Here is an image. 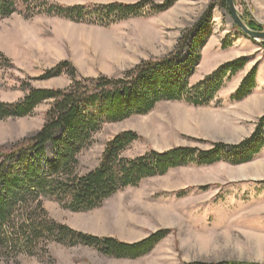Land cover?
<instances>
[{
    "label": "rangeland",
    "instance_id": "1",
    "mask_svg": "<svg viewBox=\"0 0 264 264\" xmlns=\"http://www.w3.org/2000/svg\"><path fill=\"white\" fill-rule=\"evenodd\" d=\"M46 1L71 6L140 0ZM234 5L247 27L252 22L264 31V0H234ZM201 18L208 22L210 36L205 47L197 50L200 60L190 85L235 58H247L250 67L246 63L228 79L215 101L206 107L164 101L146 115L104 124L92 136L90 146L78 155L76 172L84 174L94 169L106 143L125 131L139 136L124 152L127 158L150 149L208 150L218 142L236 145L252 134L261 116L245 117L243 106L236 105L231 97L253 68L255 84L256 73L264 74V47L235 29L218 0H173L172 7L164 12L146 13L106 28L45 15L25 19L16 13L1 19L0 54L7 64L0 66V103L21 101L30 89L68 88L71 78L66 74L41 78L63 61L76 69L78 79L122 77L141 61L175 52L184 36H194ZM190 46L189 39L179 61L190 56ZM50 104L42 103L25 118L0 119V151L7 152L33 139ZM44 154L40 164L46 170L55 162L56 152L47 144ZM41 200L48 219L75 232L124 243L141 241L157 231H164L166 237L148 255L136 260L109 258L90 247L45 241L39 242L31 254L22 250L0 254V264H264V146L246 165H189L146 179L137 187L119 191L92 212L64 210L47 196Z\"/></svg>",
    "mask_w": 264,
    "mask_h": 264
},
{
    "label": "trees",
    "instance_id": "2",
    "mask_svg": "<svg viewBox=\"0 0 264 264\" xmlns=\"http://www.w3.org/2000/svg\"><path fill=\"white\" fill-rule=\"evenodd\" d=\"M172 5L173 0L161 4L140 0L71 6L46 0H0V20L16 13L25 19L45 15L106 28L146 13L164 12ZM218 6L225 9V0H218ZM248 27L254 31L262 30L252 22ZM239 33L243 35L241 31ZM209 36L210 26L201 18L194 36H184L175 52L141 61L115 79L106 76L78 79L76 69L63 61L45 71L41 78L48 80L66 74L71 78L68 88L30 89L21 101L0 103L1 120L28 117L37 106L51 103L44 123L33 139L7 152L0 151L1 255L19 253L20 250L31 254L39 242L53 241L66 247H90L109 258L139 259L166 237L164 231L154 232L135 243L92 237L48 219L42 197H49L70 212H92L119 191L137 187L146 179L163 176L176 168L211 167L220 162L239 166L254 160L264 146V113L248 138L236 145L214 143L208 150L173 147L159 152L150 149L138 157L127 158L123 156L124 152L139 136L131 131L121 132L106 143L94 169L84 174L76 172L78 155L90 146L92 136L104 124L121 122L133 115H146L164 101L182 102L193 107H206L215 101L225 82L244 68L247 58L228 61L191 86L189 80L200 60L197 50L205 47ZM189 39L191 54L181 62L180 51ZM4 63L7 64V60L0 54V66ZM255 72L253 68L243 78L231 97L233 101L239 102L251 95L256 86ZM47 144L55 150L56 159L43 170L40 162Z\"/></svg>",
    "mask_w": 264,
    "mask_h": 264
},
{
    "label": "crops",
    "instance_id": "3",
    "mask_svg": "<svg viewBox=\"0 0 264 264\" xmlns=\"http://www.w3.org/2000/svg\"><path fill=\"white\" fill-rule=\"evenodd\" d=\"M247 64V67H250L251 64ZM260 72L256 73V86L251 95L242 101L235 102L236 105L243 106L242 110L243 114H245V117L250 118L254 115L262 116L264 113V74Z\"/></svg>",
    "mask_w": 264,
    "mask_h": 264
},
{
    "label": "water",
    "instance_id": "4",
    "mask_svg": "<svg viewBox=\"0 0 264 264\" xmlns=\"http://www.w3.org/2000/svg\"><path fill=\"white\" fill-rule=\"evenodd\" d=\"M225 11L231 19L233 25H235L245 37L252 41L259 42V44H264V31L258 32L247 27L236 10L234 0H225Z\"/></svg>",
    "mask_w": 264,
    "mask_h": 264
}]
</instances>
